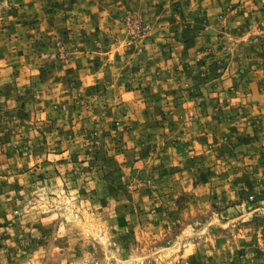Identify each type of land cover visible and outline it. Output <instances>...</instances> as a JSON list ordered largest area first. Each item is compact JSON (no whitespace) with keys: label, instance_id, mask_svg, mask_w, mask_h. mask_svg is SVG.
Instances as JSON below:
<instances>
[{"label":"rangeland","instance_id":"1","mask_svg":"<svg viewBox=\"0 0 264 264\" xmlns=\"http://www.w3.org/2000/svg\"><path fill=\"white\" fill-rule=\"evenodd\" d=\"M0 264H264V0H0Z\"/></svg>","mask_w":264,"mask_h":264}]
</instances>
